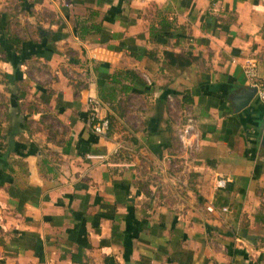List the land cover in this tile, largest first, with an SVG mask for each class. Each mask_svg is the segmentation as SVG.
Listing matches in <instances>:
<instances>
[{
    "label": "crops",
    "instance_id": "crops-1",
    "mask_svg": "<svg viewBox=\"0 0 264 264\" xmlns=\"http://www.w3.org/2000/svg\"><path fill=\"white\" fill-rule=\"evenodd\" d=\"M250 63L264 0H0V264H264Z\"/></svg>",
    "mask_w": 264,
    "mask_h": 264
},
{
    "label": "built area",
    "instance_id": "built-area-1",
    "mask_svg": "<svg viewBox=\"0 0 264 264\" xmlns=\"http://www.w3.org/2000/svg\"><path fill=\"white\" fill-rule=\"evenodd\" d=\"M246 77L250 81L253 88L257 90L258 99L264 103V81H261L258 77L257 66L254 63H250L244 70ZM90 121L92 130L99 136H107L111 130V123L108 117L100 116V107L102 101L98 99H91L90 102ZM225 185L224 180L218 181V188H222ZM211 209V208H210Z\"/></svg>",
    "mask_w": 264,
    "mask_h": 264
},
{
    "label": "trees",
    "instance_id": "trees-1",
    "mask_svg": "<svg viewBox=\"0 0 264 264\" xmlns=\"http://www.w3.org/2000/svg\"><path fill=\"white\" fill-rule=\"evenodd\" d=\"M130 73H127L125 78L130 79ZM123 76V73H115L112 77H111V87L107 89V87L105 88V86H100V97L102 99V101L108 102L110 103V105L112 107H114L113 109H117L116 106H113L114 104H119L120 101L117 99V97L119 96V93H129V92H133L131 87H127L123 84H120V77ZM110 123H111V118L109 117ZM112 125V124H111Z\"/></svg>",
    "mask_w": 264,
    "mask_h": 264
},
{
    "label": "water",
    "instance_id": "water-1",
    "mask_svg": "<svg viewBox=\"0 0 264 264\" xmlns=\"http://www.w3.org/2000/svg\"><path fill=\"white\" fill-rule=\"evenodd\" d=\"M256 93H257V90L252 89V90L246 91L243 96L237 97V99L235 101L237 111L246 107L252 101V99L255 97Z\"/></svg>",
    "mask_w": 264,
    "mask_h": 264
}]
</instances>
